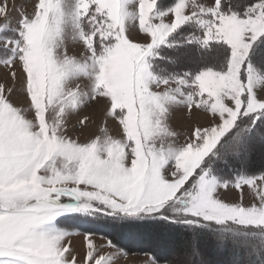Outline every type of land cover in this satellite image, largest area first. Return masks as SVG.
Wrapping results in <instances>:
<instances>
[{
	"label": "snow or ice",
	"instance_id": "obj_1",
	"mask_svg": "<svg viewBox=\"0 0 264 264\" xmlns=\"http://www.w3.org/2000/svg\"><path fill=\"white\" fill-rule=\"evenodd\" d=\"M0 3V33L10 55L0 82V264H115L126 256L111 239L103 254L61 218L164 221L185 231L169 264H211L201 241L231 244L232 264H264V173L226 180L216 164L244 156L264 132V69L252 53L264 44V0L241 13L224 0H33L32 11ZM193 32L180 36V30ZM179 37V38H178ZM82 46L79 57L68 44ZM195 48L223 54L217 66L168 71ZM167 50V51H166ZM23 99L26 106L13 101ZM96 104L103 123L83 140L68 124ZM206 123L186 138L176 111ZM117 125L115 134L108 121ZM84 116L73 130L87 128ZM232 188L237 199L225 197ZM247 190V195H245ZM151 264H159L153 259Z\"/></svg>",
	"mask_w": 264,
	"mask_h": 264
},
{
	"label": "trees",
	"instance_id": "obj_2",
	"mask_svg": "<svg viewBox=\"0 0 264 264\" xmlns=\"http://www.w3.org/2000/svg\"><path fill=\"white\" fill-rule=\"evenodd\" d=\"M173 2H175V0H158L162 8H165ZM255 2L256 0H224V8L227 10L231 7L233 10L242 13L246 6ZM192 32L193 29L186 26L180 30V36L189 35ZM261 49H264V44L258 43L252 53V59L257 68L264 69V52H259ZM222 58L223 54L218 50L202 54L195 48H191L187 55L181 56L179 65L164 66L167 67L168 71H196L204 66H217L222 62ZM257 133L258 130L255 134ZM249 157L255 164L257 156L253 154ZM221 166H223V163L216 164V168H222ZM224 166H226L224 170L230 172L233 177L236 176L237 173L258 174L259 172H264V168L263 170L257 168V171H246V167L243 166L240 161L234 160L229 161V163L224 164ZM220 173L222 174V172ZM229 179L231 180L232 178L230 177ZM103 218L104 216H100V218L97 217L88 220L86 221V225H91V227L93 226L95 228L102 227L101 231L107 234L105 237H107L108 240L111 239L117 247L127 253H146L151 255L153 259L159 263L169 264V262L177 258L182 250L185 231L174 224H169L164 221L120 223L114 222L108 217H106L108 219L107 221L102 222ZM79 222L82 221H78L76 216L72 217L73 224H79ZM83 225H85V223ZM105 229H108V232ZM201 245L206 249L208 254L207 258L211 261V264H232L234 250L231 244L226 249H217L212 240L206 236L201 241ZM239 258L244 264H247V257L244 256L243 250H239Z\"/></svg>",
	"mask_w": 264,
	"mask_h": 264
},
{
	"label": "rangeland",
	"instance_id": "obj_3",
	"mask_svg": "<svg viewBox=\"0 0 264 264\" xmlns=\"http://www.w3.org/2000/svg\"><path fill=\"white\" fill-rule=\"evenodd\" d=\"M203 2L207 3V2H209V0H203ZM0 3H3V0H0ZM174 3L175 2H173L172 4H174ZM7 4L9 7V13H10V21H11L10 26L12 28H15L16 22L19 19V17L17 15V12L13 11V9L15 8V9L19 10V9L23 8V9H26L27 12L30 14L32 11L33 0H7ZM172 4L166 6L165 8L171 6ZM4 23H5V20L3 18H0V25H2ZM13 35H14V33L12 31L0 33V59H4L11 54L10 53V46H6L4 43V40L12 38ZM81 49H82V46L79 44H73L72 42H69V44H68V54L69 55H76L77 57H79V55L81 54ZM259 52H264V49H261ZM177 64L179 65V62ZM6 72H7V69L4 68L3 66H0V82L8 83V81H6L4 79ZM13 101L19 105L26 106V104L22 98L17 99L16 96H13ZM84 116L89 117V122H88L87 128H85L83 130H79V129L73 130V126L76 125L78 120L82 119ZM197 122L200 124L206 123V120L202 114L197 113V114H194L191 118H189L184 110L176 111L175 114L173 115L172 119H171L172 127L176 131L181 133V140L186 138V134L189 130L190 125H192L193 123H197ZM102 123H103L102 109L100 108V106H98L96 104H92V105H89L86 108H84L78 115L72 117V119L70 120V122L68 124L69 134L72 136L79 135L80 138L83 140L84 138H86L90 134L95 133L98 130V128L102 125ZM108 127L115 134V130L117 127L116 123L114 121L109 120L108 121ZM261 137H262V139H261ZM253 154L257 156L255 159V164L252 162V160L249 157V156H252ZM231 160L240 161V163H242L243 166L246 167V171L248 170L249 172H250V170L257 171V168L258 169L260 168L263 170V168H264V132H261L260 130H258V133L254 134L252 139H251L249 151L244 156H242L240 158H236V159H230L229 161H231ZM223 166H224V163H223ZM223 166H221L222 168L217 167L218 173L224 179L228 178L226 180H230L229 179L230 177L232 179H234L235 176L233 177L230 172L225 171L224 169L226 166H224V167ZM220 172H222V174ZM246 174H251V173H246ZM258 174H262V173L259 172ZM245 195H247V190H245ZM225 198L229 201L236 200L237 199L236 191L230 187L227 190V195ZM76 217H77L78 221H82V222H79V224L78 223L73 224L72 223V217H68V218H61V224L63 226L68 227L71 230H74V231H77L80 233L79 235L74 236L72 238V244H73V247L75 248L77 254L81 258L83 257V254H84L83 234L85 232H92L93 233L92 239L96 243L97 247L101 249V252L103 254H109V253H113L115 251L112 248L104 247L108 238L105 237V235H107V234L104 233L103 231H101L102 227L101 228H99V227L95 228L93 226L91 227V225H86V221L91 220V219H95V218H87V217H82V216H76ZM107 220L108 219L106 217H104L102 219V222L107 221ZM84 223H85V225H83ZM105 230L108 232V229H105ZM120 250H122V249H120ZM122 252H125V251L122 250ZM243 252H244V250H243ZM151 261H153V257L149 254H146V253H144V254L127 253L126 256L119 255L118 258L115 260V264H151ZM159 264H164V263H159Z\"/></svg>",
	"mask_w": 264,
	"mask_h": 264
}]
</instances>
